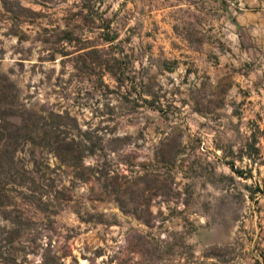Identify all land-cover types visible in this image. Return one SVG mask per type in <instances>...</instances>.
Instances as JSON below:
<instances>
[{
	"label": "rangeland",
	"instance_id": "1",
	"mask_svg": "<svg viewBox=\"0 0 264 264\" xmlns=\"http://www.w3.org/2000/svg\"><path fill=\"white\" fill-rule=\"evenodd\" d=\"M0 82L40 119L0 264H252L264 0H0Z\"/></svg>",
	"mask_w": 264,
	"mask_h": 264
},
{
	"label": "trees",
	"instance_id": "2",
	"mask_svg": "<svg viewBox=\"0 0 264 264\" xmlns=\"http://www.w3.org/2000/svg\"><path fill=\"white\" fill-rule=\"evenodd\" d=\"M15 103L12 95L3 88L0 82V209L6 211L13 204L11 193L8 185L17 188L25 186V181H18L21 170L19 169L17 155L19 154L20 144L33 146L38 136L40 119L33 116H26V111L22 114L14 111ZM57 141H54L56 143ZM63 161L75 165L80 155L72 148L71 150L62 151L57 149L55 152ZM232 168H236L230 163ZM23 166V165H22ZM25 171V170H24ZM236 171L244 176L245 173L236 168ZM3 185V186H2Z\"/></svg>",
	"mask_w": 264,
	"mask_h": 264
},
{
	"label": "crops",
	"instance_id": "3",
	"mask_svg": "<svg viewBox=\"0 0 264 264\" xmlns=\"http://www.w3.org/2000/svg\"><path fill=\"white\" fill-rule=\"evenodd\" d=\"M247 197L252 205L244 227L248 229L249 242L254 248L251 262L252 264H264V191L250 193Z\"/></svg>",
	"mask_w": 264,
	"mask_h": 264
}]
</instances>
